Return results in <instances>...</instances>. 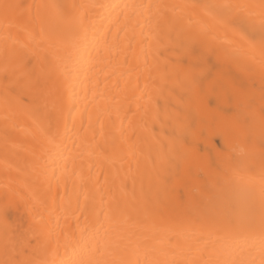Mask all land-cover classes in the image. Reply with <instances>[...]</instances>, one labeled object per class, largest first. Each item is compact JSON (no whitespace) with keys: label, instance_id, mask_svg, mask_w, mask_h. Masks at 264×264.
<instances>
[{"label":"bare ground","instance_id":"obj_1","mask_svg":"<svg viewBox=\"0 0 264 264\" xmlns=\"http://www.w3.org/2000/svg\"><path fill=\"white\" fill-rule=\"evenodd\" d=\"M221 2L0 0V260L259 264V176L220 157H258L264 81L200 7ZM251 177V228L197 195Z\"/></svg>","mask_w":264,"mask_h":264},{"label":"snow or ice","instance_id":"obj_2","mask_svg":"<svg viewBox=\"0 0 264 264\" xmlns=\"http://www.w3.org/2000/svg\"><path fill=\"white\" fill-rule=\"evenodd\" d=\"M14 5L3 3L0 8L3 9L5 16L8 15L9 9ZM205 10L206 17L211 18L217 24L226 28L232 34V39L226 43L233 48L234 51L243 54L245 59L244 67L249 72L256 68L258 61L260 78L264 81V0H224L221 3L200 5ZM201 28L208 31L209 25L206 20H202ZM246 46V47H245ZM258 52V57L256 53ZM249 53H252L249 55ZM259 119L261 124V135L264 138V87L260 91ZM245 116L244 123L254 122L257 115L255 98L249 96L245 99ZM224 165L223 172L232 175H239L241 172L257 173L259 176V226H260V250L261 260L259 264H264V139L259 148V155L255 151H241L232 154L225 150L220 157ZM258 170V171H257ZM250 178L248 185H232L230 180H225L215 193L199 192L200 198H216L221 200L228 207L233 209L232 220L235 221L238 228L253 227L254 221V193L251 188ZM85 245L81 246V251L86 250ZM94 251L99 248L94 245ZM0 264H86L76 256L72 258L56 261L49 260H32L18 259L15 256H9L4 260H0ZM95 264V262H89ZM135 264H145V261L137 258ZM150 264V262H149ZM215 264H255L254 261H216Z\"/></svg>","mask_w":264,"mask_h":264},{"label":"rangeland","instance_id":"obj_3","mask_svg":"<svg viewBox=\"0 0 264 264\" xmlns=\"http://www.w3.org/2000/svg\"><path fill=\"white\" fill-rule=\"evenodd\" d=\"M4 202L3 218L10 224L11 233L8 237L9 240H15L21 236V230L23 224L27 221L26 214L19 208L11 207L9 204Z\"/></svg>","mask_w":264,"mask_h":264}]
</instances>
